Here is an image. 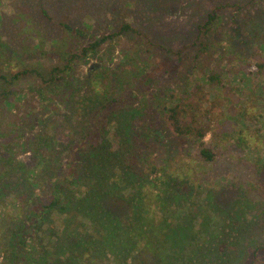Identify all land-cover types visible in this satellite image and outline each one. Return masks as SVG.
<instances>
[{"label":"rangeland","instance_id":"374dc122","mask_svg":"<svg viewBox=\"0 0 264 264\" xmlns=\"http://www.w3.org/2000/svg\"><path fill=\"white\" fill-rule=\"evenodd\" d=\"M23 1L32 5L29 14L36 16L35 7L40 4L52 21H41V31L34 24L35 21L30 22L28 17H21L23 26L13 27L16 18L10 19V23H0V36L13 44L12 49L17 55L13 57L7 50L0 57L3 63L7 59L11 61L7 66L2 65L5 73H16L19 65L28 70L34 68L48 79L53 67L62 68L68 63L70 49L79 52L89 44L91 37L88 35H98V39L113 36L102 42L97 51L73 62L74 67L65 74L62 93L51 95L52 99L45 104L43 112L40 105L37 108L38 115L43 116L39 122L32 120L23 129L26 131H16L9 137V147H12L14 157L25 158L26 164L33 166L36 158L29 150L28 143L36 135L47 133L50 147L45 149L55 164L40 177L45 179L55 171V165L64 155L56 152L61 147L52 142L51 135L56 132L65 141L80 136L82 124L92 110H87V102L78 108L73 103L77 99L70 97L74 92L73 87L83 80L91 65L99 67L91 74H101L105 79H111L107 96L114 98L126 94L134 81L156 63L173 64L181 57L176 70L171 69L164 77L160 75L155 83L150 84L151 91L157 93V105L162 99L163 102L170 101L172 93L184 92L192 82L202 77L203 72L216 66L215 71L220 74L222 86L230 90L233 100L225 102L221 95L222 108L220 106L219 109L222 113H217L219 109L215 113L219 120L223 118L222 124L218 125L215 135L209 132L205 141L210 143L214 137L223 149L219 148L221 154L215 162L205 164L197 160L196 149L189 142L179 144L174 138L171 144L164 146L165 151L158 159L168 166L166 173L153 175L149 181L156 185L154 199L161 204L160 208L154 209L157 215L155 224L159 227L158 221L164 220L159 228L165 235L166 229H170V234L173 229L177 230L176 223L182 220V225L187 229L186 235L192 237L185 250L187 259L178 257L172 264H212L207 256L210 246L220 250L221 264H240L244 253L264 245V76L255 74L254 69L258 61H264V0H0V14L5 20L11 18L16 14L15 6L22 5ZM215 7H221L219 16L212 25L211 33L204 38L202 34L200 39L215 50V60L211 59L210 67L204 68L203 63L195 58L198 44L194 48L191 44L198 37L199 27ZM65 16L68 24L86 31L87 37L82 34L68 40L66 36L62 37L59 23ZM122 24L132 25L142 35L128 30L120 32ZM57 36L61 38L56 44ZM22 39L24 43L21 47ZM218 48L230 55L219 56ZM179 50L182 51L180 56L176 54ZM240 68H252L253 74L247 75ZM31 74L21 76L9 87V97L16 96L14 102L21 98L19 91L42 92L41 89L46 87L47 84H42L39 78ZM204 86L208 90L207 85ZM209 92L214 95V90ZM160 95L163 97L159 100ZM145 100L142 96L139 98L134 118L141 115ZM6 109L15 111L11 104H7ZM203 109H209V105L204 104ZM131 118L124 117V120ZM111 121L114 123L113 119ZM117 121L118 124L122 123L121 117ZM210 123L214 125L215 122ZM109 130L111 141L114 138L112 125ZM238 137L242 140L241 144L237 142L236 145ZM229 139L234 140L231 142ZM111 183L107 181L102 188ZM160 183H169L161 193ZM112 185L115 194L108 200L112 214L104 220L96 217L93 211H87L84 205L78 209L80 212L75 213L47 212L38 227L36 245L39 247L35 250L32 264H119L115 254L119 255L121 264H166L162 257L155 256L151 250L137 251L138 248L130 242L128 225L122 229L118 227L117 219L125 224V220L131 219L132 198H127L125 189L117 192L118 184ZM2 187L0 242L6 243L3 226L11 224L18 216L24 217V214H20V207L23 206H18L16 198L24 191V196L30 200L26 209L40 202L48 204L46 198L49 192L45 188L49 186L40 182L28 189L25 186L23 190L16 188L17 193L11 190L5 192ZM72 190L84 196L86 187L83 183L79 187H72ZM117 194L127 200H117ZM144 196L151 198L149 191ZM145 210L140 211L139 218L147 214ZM91 215L94 219L90 218ZM100 222L106 225L107 231ZM17 224L18 220L13 222L14 226ZM68 230L75 234V238L69 242ZM178 248L182 249V246ZM193 249H199L198 259L193 257ZM5 259L0 245V264H4ZM7 262L14 264L13 259H7Z\"/></svg>","mask_w":264,"mask_h":264},{"label":"trees","instance_id":"16d2710c","mask_svg":"<svg viewBox=\"0 0 264 264\" xmlns=\"http://www.w3.org/2000/svg\"><path fill=\"white\" fill-rule=\"evenodd\" d=\"M26 3V1H23L22 5L15 6L16 14L7 20L0 14V23H10V19L16 18L13 27L16 25L23 26L21 17H28L30 22L32 20L35 21L34 24L38 25L41 31L43 29L41 21H50V15L46 9L38 4L35 7L37 14L33 16V14H29V11L32 10V5ZM220 8L215 7L207 15L206 20L199 27L197 39L191 44L193 48L198 44L195 58L203 63L204 68L210 67L209 61L211 59L215 60L213 58L215 50L210 48L208 42L200 39L202 34V38H204L211 33L212 25L219 16L218 11ZM66 20L65 16L62 22L59 23L63 32L60 35H64L62 37L66 36L67 40L81 34L87 37L86 34L88 33L86 31L68 24ZM127 30L142 35L130 24H122L119 31ZM97 36L88 35V37H91V41L86 47H82L79 52L70 49L72 51L68 53L70 54L67 59L68 63L64 64L62 68L53 67L48 79L44 78L34 68L28 70L19 65H17L19 70L16 73H5L2 65L5 64L7 66L11 61L9 59L5 63L0 61V186H3L2 190L5 192L11 190L14 193H17L16 188L20 187L23 190V186H25L28 189L32 185H38L40 182L49 186V188H45L47 193L49 192L46 198L48 204L40 202L31 206L30 209H26L30 200L24 196V191L16 198L18 206H23V208L20 207L22 210L20 214H24V217H21L22 215L18 216V218L11 221V224L3 226L6 233V240L4 239L6 243L0 242V245L6 258L4 264H9L7 259H13L14 264L33 263L35 250L39 247L36 245L38 227L47 212L72 213L74 211L75 213L80 212L78 209L84 205L87 211H93V214L96 217H100L101 220L111 215L112 209L109 207L108 200L115 194L112 183L118 184L116 187L117 192L125 189L127 198H132L133 210L130 209L132 212L131 219L125 220L127 224L123 223L121 219H117L116 223L120 229L128 225V232L131 234L128 236L132 239L130 242L138 248L137 251L151 250V253L155 256L162 257L166 264H172L178 257L181 260L187 259L185 250L190 244L192 237L189 238V235H186L187 229L182 225V220L176 223L178 224L177 230L173 229L170 234V229H166L165 235H163L160 224L164 223V220L160 219L158 221L159 228L155 224L157 215L154 210L158 207L160 208L161 204L158 199H154L156 195H153V192L156 185L149 181L153 175H165V170H167L168 166L161 163L158 157L162 154V151H165L164 146H168V143L171 144L174 138L179 144L191 143L196 149V158L201 163H213L221 154V151L219 153V148L221 150L223 146L214 137L210 143L205 141V136L209 132L215 135L218 125L222 124L223 118L221 117L219 120L217 115V113H222L220 110L222 102L219 100L221 95L224 96L222 98L225 102L228 101L230 103L233 100L230 90H226L227 87L222 86L220 74L215 71L217 69L216 66L203 72L202 77L192 82L187 90L182 93L170 94V101L163 102L162 99L161 102H158V105L156 103L158 101L157 93L155 90L151 91L149 86L155 83L160 75L164 77V74H168L171 69L173 71L176 70L181 57L177 58L178 62L173 64L156 63L148 72L144 73L137 81H134L126 94H121L114 98L107 96L108 88L111 86V79H105L101 74H91L92 71L99 68L98 65L95 68H89L83 80L73 87L74 92L70 97L77 99L73 103L78 108L81 104L87 102V110H92L85 118L84 125L82 124V134L80 136L65 141L61 136L58 137L56 132L51 135L52 142L61 147L56 152L59 155H64L58 165H55V171L51 172L49 176H45V179L42 176L40 177L52 167V164H55V161L51 162L50 153L46 150L50 147L47 133L36 135L34 140L29 139V143L27 142L29 150L32 151L33 156L36 158V163L33 166L26 164L25 158H15L12 147H9V137L12 134L16 131H26H23V129L27 128L30 121L39 122L40 118H43L37 112L39 105L43 112L46 108L45 104L52 99L50 96L62 93L65 74H68V69L74 67L73 62L76 59L83 60L89 53L97 51L102 42H105L108 37L113 35L103 36L100 39ZM143 37L146 38V36ZM60 38L61 36L55 37L56 44ZM20 42L22 47L24 39ZM67 43L70 42L67 41ZM12 45L0 36V57L4 56L7 50L10 51L13 57H16L17 55L12 49ZM217 50L219 51V56L223 54L230 55L223 49L218 48ZM181 53L182 51L179 50L176 54L180 56ZM5 57L7 58L8 56L6 55ZM252 68L247 70L240 68V71L243 70L245 74L252 75ZM254 69L256 70L255 74L264 76V61H258ZM25 74L36 76L42 84L47 85L41 89L43 93L19 91L20 93L18 92V94H20L21 98L14 102L17 99L15 94L12 95V98L9 97V87L15 80ZM204 85H207L208 90H205L206 86ZM210 90H214L215 96L212 95V92H209ZM141 96L146 99L143 101L144 107H142L141 115L134 118L135 105L139 102ZM162 97L160 95L159 100ZM7 104H11L15 111L9 112V109H6ZM204 104L209 105V109L204 110ZM218 109L220 112L215 113V110ZM118 117L122 119L120 124L117 121ZM124 117L132 118L124 120ZM112 119L114 123H112ZM211 121L215 122L214 125H211ZM111 125L114 130V138L110 141L109 127ZM31 127L32 125L29 126V128ZM239 138H237L236 145L237 142L241 144L242 139L240 138L239 140ZM233 140L231 139L230 141L233 142ZM4 141L5 143H3ZM114 144L116 145L114 146ZM163 153L166 155V152ZM113 169L114 173H112ZM89 180L91 183H89ZM107 181H111V185L102 188ZM83 183L86 187L85 195L75 194L72 187H79ZM168 184L160 183L162 187L160 193L164 192L163 187ZM106 189L107 191H105ZM147 191H149L151 198L144 196ZM117 196V200L121 198L127 200L124 196L122 197L118 194ZM135 201L136 204L134 206ZM127 203L130 204L129 201ZM143 209H146L147 214L143 215V218H139L138 215ZM87 211L84 213H87ZM90 218L94 219L92 215ZM16 220H18V224L14 226L13 222ZM100 224L107 231L106 225L102 222ZM66 233L69 235L68 242L75 238L74 232L68 230ZM178 246H182V249H179ZM192 252L194 258L198 259L200 257L198 256L199 249H193ZM114 256L116 257V262L121 264L122 261L119 262V255L115 254ZM207 256L210 257L212 264H219L220 256L222 255L216 246H210ZM241 258L240 264H264V245H258L249 252L247 251Z\"/></svg>","mask_w":264,"mask_h":264},{"label":"flooded vegetation","instance_id":"af4514ba","mask_svg":"<svg viewBox=\"0 0 264 264\" xmlns=\"http://www.w3.org/2000/svg\"><path fill=\"white\" fill-rule=\"evenodd\" d=\"M96 67V65H91L89 68H95Z\"/></svg>","mask_w":264,"mask_h":264}]
</instances>
